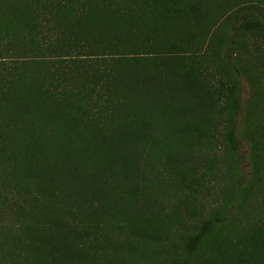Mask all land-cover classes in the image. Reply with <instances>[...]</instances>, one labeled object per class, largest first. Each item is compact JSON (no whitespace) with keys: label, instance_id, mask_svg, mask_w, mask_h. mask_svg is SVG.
<instances>
[{"label":"trees","instance_id":"obj_1","mask_svg":"<svg viewBox=\"0 0 264 264\" xmlns=\"http://www.w3.org/2000/svg\"><path fill=\"white\" fill-rule=\"evenodd\" d=\"M0 264H264V0H0Z\"/></svg>","mask_w":264,"mask_h":264},{"label":"rangeland","instance_id":"obj_2","mask_svg":"<svg viewBox=\"0 0 264 264\" xmlns=\"http://www.w3.org/2000/svg\"><path fill=\"white\" fill-rule=\"evenodd\" d=\"M242 96H243V99L247 98V96H248V87H247V84L245 81L243 82ZM242 154H243L242 161L245 165L246 164V158H245L246 145L244 143L242 144Z\"/></svg>","mask_w":264,"mask_h":264}]
</instances>
